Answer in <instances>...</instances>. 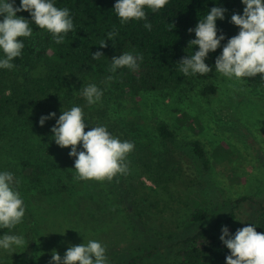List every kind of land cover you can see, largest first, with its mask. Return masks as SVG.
Listing matches in <instances>:
<instances>
[{"label":"trees","instance_id":"16d2710c","mask_svg":"<svg viewBox=\"0 0 264 264\" xmlns=\"http://www.w3.org/2000/svg\"><path fill=\"white\" fill-rule=\"evenodd\" d=\"M115 2L55 0L57 7L70 10L74 30L67 34L62 44H56L50 33L33 23L32 37L25 40L22 56L13 61L16 67L13 70L0 69V123L7 119L10 125L24 131L39 128L38 137L48 142L44 163L30 156L22 158L26 182L37 187L39 193L80 192L86 185V180H74V158L69 156L70 147L62 148L60 154L58 150L61 148L51 139L50 129L55 120H49L41 127L38 123L41 115L56 112L58 118L62 110L78 105L83 108L90 124L85 131L104 125L114 136L134 143L132 135L114 119L102 118L100 108L86 104L78 93L82 85L100 83L110 94L116 91L120 95H138L160 90L181 91L190 86L194 89L195 84L205 83L217 75L214 61L221 49L209 55L206 63L213 65V71L204 76H185L179 71L177 62L195 51V46L188 47L189 41L195 39V34L189 33L188 29L194 28L207 10L218 6V0H170L157 13L146 9L152 24L151 31L144 27L145 21L121 25L113 10ZM15 6H19V0ZM219 6L228 11L224 21H217V27L226 38H230L238 33V27L230 23V17L233 13L242 14L244 5L241 0H219ZM17 16L31 20L28 12L17 13ZM113 31L118 34L109 40L108 33ZM101 40L106 41V48H100ZM98 50L103 51L105 57L94 61L91 54ZM124 52L143 56L139 69L121 68L112 72L111 58ZM260 88V92L264 91V80ZM215 92L213 84H205L200 89V94L205 96ZM41 130H46V133ZM156 133L167 144L164 152L150 156L145 144L134 143V150L127 157L129 174L114 177L124 193L134 197V209L125 206V210L136 215L146 212L144 216L149 220L152 217L150 213H168L176 218L180 212L178 207H184L189 214V226L196 227V230L178 243L166 246L175 256L171 264H225L230 250L220 240L221 227L227 225L234 234L233 222L238 211L251 201L256 205L257 215L253 220L257 225L256 231L264 233V202H255L253 198L244 196L225 200L214 208L191 209L187 199L196 183V166L175 147V133L167 123H157ZM192 146L204 170H209L211 157L206 142L194 136ZM8 231L0 229V235ZM12 231L16 234L17 227ZM162 250L161 245L151 244L121 251L117 256L119 264H135L140 259L162 254ZM18 253L19 250L12 254L0 251V264H27L18 259Z\"/></svg>","mask_w":264,"mask_h":264},{"label":"rangeland","instance_id":"374dc122","mask_svg":"<svg viewBox=\"0 0 264 264\" xmlns=\"http://www.w3.org/2000/svg\"><path fill=\"white\" fill-rule=\"evenodd\" d=\"M261 82L260 74L243 81L227 80L217 74L205 83L195 84L194 89L190 86L181 91L160 90L138 95H120L116 91L110 94L105 86L97 83L104 95L102 103L94 106L100 108L102 118L114 119L131 134L136 145L137 142L145 144L150 156L162 154L167 145L156 133L157 123L165 122L171 127L176 137L175 147L193 162L198 173L187 199L191 209L214 208L225 200L244 196L264 202ZM205 84H213L216 92L201 95L200 89ZM38 132L39 128L16 129L7 119L0 123V171H11L19 179V191L26 206L23 223L17 226L16 234L23 235L28 246L26 250L19 249V260L27 264H49L53 250L63 257L68 247L82 244L84 236L106 247L108 264H119L117 255L121 251L151 244L161 245L163 253L135 264L174 262L175 256L166 246L178 243L196 230L189 226V214L184 207H178L180 212L176 218L168 213H150L152 217L148 220L144 216L146 212L129 213L125 206L134 209V197L124 193L114 177L86 180L80 192L39 193L37 187L26 182L22 166V158L28 156L40 163L46 161L48 142L39 138ZM194 136L202 138L208 147L211 167L207 171L194 154ZM58 151L62 154V148ZM147 183L151 184L148 180ZM256 215L254 202L243 204L233 222L234 232L253 223Z\"/></svg>","mask_w":264,"mask_h":264},{"label":"clouds","instance_id":"9594fccd","mask_svg":"<svg viewBox=\"0 0 264 264\" xmlns=\"http://www.w3.org/2000/svg\"><path fill=\"white\" fill-rule=\"evenodd\" d=\"M169 2L116 0L113 10L121 25L130 21H145L144 27L151 31L152 24L146 9L157 13ZM241 3L244 5L243 13H233L230 17V23L238 27V33L230 38H226L217 27V21H224L228 11L219 6V0L218 6L207 10L196 26L188 29L189 33L195 34L188 47L195 46V51L177 62L180 72L185 76L207 75L213 71V65L206 63L209 55L221 49L214 61L218 76L243 81L260 74L264 80V0H241ZM15 5L16 0H0V69L5 70L16 67L13 61L22 56L25 40L33 35V23L50 33L56 44H62L67 34L74 30L70 10L57 7L55 0H19V6ZM20 12H28L31 20L17 16ZM117 34L115 31L108 33V39L112 40ZM225 40L226 43H222ZM99 46L106 48V41L101 40ZM102 57H105L103 51L91 54L94 61ZM142 61V55L124 52L111 58V71L121 68L136 71ZM78 93L88 106L102 103L104 95L94 83L82 85ZM49 120H55L50 129L51 139L60 148L70 147L69 156L74 158L77 180H112L117 175L129 174L127 157L134 150V143L114 136L104 125L85 131L90 124L81 106L73 105L62 110L58 118L56 112L41 115L38 123L43 127ZM19 184L14 173L0 171V229L9 230L0 235V251L11 254L19 249L26 250L28 246L23 235L12 231L23 223L26 214ZM256 227L251 223L237 229L234 234L227 225L221 227L220 240L230 250L225 264H264V233H258ZM83 238L82 244L68 247L63 257L53 250L49 264H108L106 247L98 240Z\"/></svg>","mask_w":264,"mask_h":264}]
</instances>
